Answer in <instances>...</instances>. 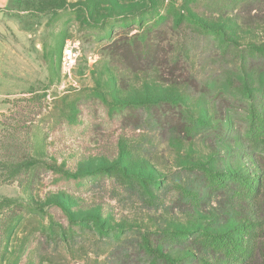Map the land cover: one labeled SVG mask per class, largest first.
I'll use <instances>...</instances> for the list:
<instances>
[{"label": "rangeland", "instance_id": "1", "mask_svg": "<svg viewBox=\"0 0 264 264\" xmlns=\"http://www.w3.org/2000/svg\"><path fill=\"white\" fill-rule=\"evenodd\" d=\"M148 32L159 33L157 66L113 55V41ZM263 92L264 0H9L0 264H233L199 241L263 223L264 193L241 203L200 191L199 170L264 183L241 114ZM228 102L239 114H227ZM158 105L175 109L163 117ZM170 118L204 132L187 136ZM167 233L184 239L172 245Z\"/></svg>", "mask_w": 264, "mask_h": 264}, {"label": "trees", "instance_id": "2", "mask_svg": "<svg viewBox=\"0 0 264 264\" xmlns=\"http://www.w3.org/2000/svg\"><path fill=\"white\" fill-rule=\"evenodd\" d=\"M163 23L164 21H160L157 26ZM197 27L200 30L206 29V26L201 23H197ZM158 34L159 33L156 32L153 37L149 36V32L143 33L141 36L132 34V37L127 38L125 42L115 40L111 44L115 47L113 55L124 61L129 68L138 67L139 69H148L155 67L159 64L161 59H163V57H161L159 39H156ZM165 60L166 59H164V61ZM228 103L226 109L227 114H239V109L233 107L234 103ZM124 108V105L119 107L121 110ZM158 108L161 112L164 111L162 112L163 117L167 116L171 110L175 109L174 106H171L172 109H167L161 107V105H158ZM241 112L248 122L246 134L248 141L252 145L251 151L256 153L260 160L264 162V92L261 94L260 98L253 100L249 104H244ZM167 120L168 121L164 120L165 123H163L173 125V127H176L174 124H177L180 131L187 136H191L197 132H204L202 125H198L187 119H183L176 123L173 122L172 118ZM211 134L215 138L220 137V132L217 130ZM14 159L15 157H12V160ZM199 172L202 179L200 191H202V187L204 186L211 189L218 188L229 197L241 203L249 201L255 202L259 196L264 193V183L261 176L257 178H238L233 176L226 181H222L217 173L205 170L204 168H201ZM199 194L200 193L196 192V190L192 194L189 192L188 196H193V198L191 197L192 199L190 198L189 200H197ZM11 204H13V202L10 200H3L1 202L2 207L7 209L11 208ZM262 222L263 223L260 224L251 223L249 221L241 222L222 234H210L203 237L200 239L199 243L201 245L203 244V246L211 245L213 248H217L218 251L231 257L234 262L233 264H256L260 259L261 264H264V242L260 243L256 241L258 231H261V229L264 231V220H262ZM166 236L172 245L180 244L184 239V237L173 233H167ZM167 262V264H177L174 263L172 259Z\"/></svg>", "mask_w": 264, "mask_h": 264}, {"label": "crops", "instance_id": "3", "mask_svg": "<svg viewBox=\"0 0 264 264\" xmlns=\"http://www.w3.org/2000/svg\"><path fill=\"white\" fill-rule=\"evenodd\" d=\"M9 0H0V21L4 18L7 11V4Z\"/></svg>", "mask_w": 264, "mask_h": 264}]
</instances>
